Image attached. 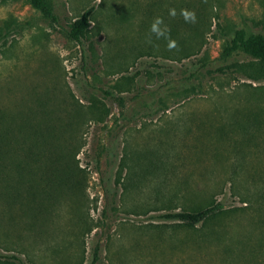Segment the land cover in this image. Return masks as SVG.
Instances as JSON below:
<instances>
[{
    "label": "rangeland",
    "instance_id": "obj_1",
    "mask_svg": "<svg viewBox=\"0 0 264 264\" xmlns=\"http://www.w3.org/2000/svg\"><path fill=\"white\" fill-rule=\"evenodd\" d=\"M46 2L0 0V264H264V0Z\"/></svg>",
    "mask_w": 264,
    "mask_h": 264
},
{
    "label": "trees",
    "instance_id": "obj_2",
    "mask_svg": "<svg viewBox=\"0 0 264 264\" xmlns=\"http://www.w3.org/2000/svg\"><path fill=\"white\" fill-rule=\"evenodd\" d=\"M28 1L33 5V7L39 10L46 19L56 21L51 6L46 2V0ZM91 15L92 9H88L81 15L79 19H77L70 25L69 37L73 41L79 42L84 33L90 28ZM237 51H242L246 55L264 64V35L257 34L247 37L244 30L238 31L235 38L230 41L229 46L226 48L225 52L227 54H231ZM216 207H209L197 211L167 213L160 216V218L169 221H179L181 224L194 226L201 222H204L209 217L216 214L217 211L220 210Z\"/></svg>",
    "mask_w": 264,
    "mask_h": 264
},
{
    "label": "clouds",
    "instance_id": "obj_3",
    "mask_svg": "<svg viewBox=\"0 0 264 264\" xmlns=\"http://www.w3.org/2000/svg\"><path fill=\"white\" fill-rule=\"evenodd\" d=\"M193 19H194V15H193ZM152 31L157 32V34L159 35L158 29L155 24L153 25Z\"/></svg>",
    "mask_w": 264,
    "mask_h": 264
}]
</instances>
